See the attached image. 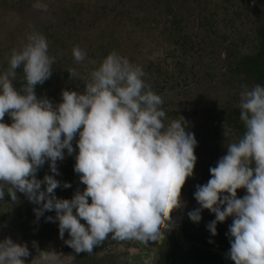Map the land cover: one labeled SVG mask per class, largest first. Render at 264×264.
<instances>
[{
	"label": "clouds",
	"instance_id": "obj_1",
	"mask_svg": "<svg viewBox=\"0 0 264 264\" xmlns=\"http://www.w3.org/2000/svg\"><path fill=\"white\" fill-rule=\"evenodd\" d=\"M32 7L47 10L42 0ZM26 39L20 51H12L8 70L0 71V201L7 194L16 202L19 192L39 206L33 209L37 220L55 211L45 220L58 221L59 237L67 231L70 239L64 243L76 253H92L110 236L150 245L143 264H153L154 252L173 227L171 213L183 206L181 188L193 175L194 134L182 117L165 124L162 98L145 83L143 69L116 51L90 72L82 92L62 90L55 105L38 98L35 86L50 78L54 58L42 34L33 31ZM72 55L82 62L86 53L73 48ZM21 66L24 83L17 89L11 78ZM67 71L79 79L75 70ZM239 109L245 131L209 169L207 183L196 186L200 207L187 215L199 223L202 209L213 213L206 225L212 236L218 222L232 217L228 258L234 264H264V86L244 87ZM6 113L10 125L3 122ZM224 135H229L225 126ZM76 136L73 170L86 187L70 200L57 198L55 189L71 187L54 178L60 175L57 161L65 158L64 150L72 155ZM45 162L53 175L37 179ZM237 189L247 194L238 198ZM32 247L37 255L30 264H64L55 251L40 250L35 241ZM29 255L26 244L0 240V264H25L22 258Z\"/></svg>",
	"mask_w": 264,
	"mask_h": 264
},
{
	"label": "rangeland",
	"instance_id": "obj_2",
	"mask_svg": "<svg viewBox=\"0 0 264 264\" xmlns=\"http://www.w3.org/2000/svg\"><path fill=\"white\" fill-rule=\"evenodd\" d=\"M33 2L0 0V71L8 70L12 51L24 47L27 35L39 32L54 58L52 74L39 90L53 105L61 102L62 90L82 92L90 72L113 51L143 69V79L155 94L162 89L161 108L186 110L199 123L206 116L238 110L240 92L252 88L241 86L228 71V53L248 54L255 49L264 0H42L46 11L34 9ZM73 48L86 53L84 61L74 60ZM69 69L79 79L70 78ZM14 71L12 83L19 89L24 83L22 66ZM3 122H12L7 113ZM186 130L192 132L188 126ZM76 154L65 152L57 168L63 173L74 171ZM46 174L52 175L47 162L36 173L37 179ZM73 190L61 186L54 192L57 198L71 199ZM17 197L11 202L5 194L0 201V240L8 237L26 244L30 255L22 258L25 264L37 255L33 241L64 261L63 240L55 234L48 237L50 231L40 230L38 224L19 222L20 214L38 205L22 193L17 192Z\"/></svg>",
	"mask_w": 264,
	"mask_h": 264
},
{
	"label": "trees",
	"instance_id": "obj_3",
	"mask_svg": "<svg viewBox=\"0 0 264 264\" xmlns=\"http://www.w3.org/2000/svg\"><path fill=\"white\" fill-rule=\"evenodd\" d=\"M264 18V11L263 17ZM257 48L250 55H235L233 52H229L232 55L231 59L228 62L232 61V69L236 70L235 72L239 74V78H243V81H246L248 84L261 85L264 86V23H260L259 29L257 30ZM36 87V86H35ZM161 91V92H160ZM158 90L157 95H163L162 89ZM35 93L38 98H41V92L37 91L35 88ZM166 108H162L165 111L167 123L171 119H180L181 117L187 122V126L192 129V133L197 141V146L194 149V155L197 157L196 163L193 169V175L186 179L185 184L181 188V196L187 197L186 200L192 205H197V201L194 199V192L197 185H204L211 178L209 169L216 166L217 161L227 154V145L229 143L237 142L243 135L245 127L240 121V109L230 110L219 112L214 116H206L207 118L201 123L192 120L193 117L189 118L186 110L179 111H166ZM214 121L219 122V125L216 126L213 124ZM166 123V122H165ZM166 123V124H167ZM224 126L229 129V135L226 137L224 135ZM194 127V130H193ZM78 136L74 137L72 145L74 148L73 153H77L78 149L76 148V140ZM66 152V150H64ZM60 175L55 179L61 180L63 182L70 183L73 189L83 191L86 187L79 180V175L74 171H67L63 173L58 169ZM53 175V174H52ZM245 189H237V197L242 198L246 195ZM74 195V194H72ZM192 198L191 200L189 198ZM70 200V199H69ZM190 200V201H189ZM90 202V198H89ZM39 207V206H38ZM34 208H28L23 212L24 216L20 214L19 222L27 220L30 223H33L35 227L36 224L39 225L40 230L45 228L43 231H50V237L52 234H55V237H59L58 221L48 222L45 220V217L52 216L55 217V211H45V213L37 220L35 218ZM8 210V208H7ZM74 214H75V210ZM22 217V218H21ZM21 219V220H20ZM80 222L83 224L85 221L82 219ZM12 225V224H11ZM11 228V227H10ZM58 231V233L56 232ZM41 232V231H40ZM53 232V233H52ZM52 237V236H51ZM50 237V238H51ZM64 238L70 239L67 231H65ZM63 238V239H64ZM60 238V240H63ZM117 243L116 240H112L111 237L107 238L101 245L94 246L93 251L95 255L103 252V250H110Z\"/></svg>",
	"mask_w": 264,
	"mask_h": 264
},
{
	"label": "flooded vegetation",
	"instance_id": "obj_4",
	"mask_svg": "<svg viewBox=\"0 0 264 264\" xmlns=\"http://www.w3.org/2000/svg\"><path fill=\"white\" fill-rule=\"evenodd\" d=\"M261 22L264 23V18L261 19ZM254 43L256 49L258 43L257 32ZM254 50L248 54H234L237 56L250 55ZM228 55V60H230L232 55L229 53ZM231 62L227 64L228 71L233 73V77H237L240 80V85L253 87L254 84H248L243 81V78L238 77L239 74L235 72L237 69H232ZM35 88L39 92L41 85L38 84ZM213 124L218 126L219 122L214 121ZM76 191L74 189L73 193ZM180 198L183 206L171 213L173 227L166 233L165 240L154 252L153 264H234L227 255L230 249V237L226 235L229 225L232 223V217L226 218L222 223L218 222L216 226L217 234L212 236L206 225L215 219V215L207 209H202L201 221L194 223L189 219L187 213L200 207L199 204H190L185 196ZM189 199L191 200L192 198L190 197ZM56 232L58 233V231ZM64 240L67 239L64 238ZM149 251H151L150 245L146 247L135 241H117L112 249L103 250L97 255L94 254L95 251L93 250L92 253H76L72 248L65 245L62 255L64 264H143V260L147 259L146 254Z\"/></svg>",
	"mask_w": 264,
	"mask_h": 264
}]
</instances>
